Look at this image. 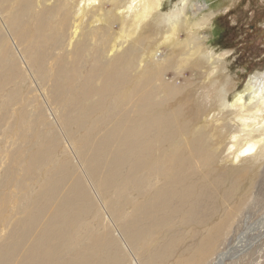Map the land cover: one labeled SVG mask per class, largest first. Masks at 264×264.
I'll use <instances>...</instances> for the list:
<instances>
[{"label": "bare ground", "instance_id": "bare-ground-1", "mask_svg": "<svg viewBox=\"0 0 264 264\" xmlns=\"http://www.w3.org/2000/svg\"><path fill=\"white\" fill-rule=\"evenodd\" d=\"M99 1L0 0V264H165L188 240L174 264L213 255L223 264L230 249L216 251L237 231L230 221L243 215L249 187L260 183L236 164L264 163V84L250 79L232 101L226 83L218 85L220 114L234 113L233 129L225 115L207 117L189 92L177 97L174 83L197 50L178 58L173 49L163 63L160 46L151 49L141 33L163 0L131 2L127 25L122 10L103 15ZM195 6L194 15L202 9ZM177 9L164 17L172 32L162 43L177 37ZM201 173L227 201L247 185L217 221L202 199ZM176 224L184 232L154 243Z\"/></svg>", "mask_w": 264, "mask_h": 264}, {"label": "rangeland", "instance_id": "rangeland-1", "mask_svg": "<svg viewBox=\"0 0 264 264\" xmlns=\"http://www.w3.org/2000/svg\"><path fill=\"white\" fill-rule=\"evenodd\" d=\"M85 1L88 4L89 0ZM99 2L100 8L102 3L100 11L103 15L105 12L106 15L111 12L115 16L120 9L124 12L126 25L133 18L132 14L125 11L132 7L131 2H136V0H100ZM195 5L202 7L196 15H194ZM134 6H136V3ZM176 7H178L177 12H179L174 13V15H180L181 21V24L177 27L179 28L177 37L168 43H162L165 40V35L172 32L165 25L164 17L170 15ZM95 8L98 7L90 8L91 13ZM155 12L142 24L141 28L144 30L141 33L148 32L147 36L151 40L147 44L151 42V45H149L151 49H155V45L160 46L158 47L159 51H163L164 55L163 61L160 60L161 62H167L173 56L179 58L180 55H184L186 57L190 51L197 50L195 58H190L188 65L181 68V75L176 80L172 77H175L174 72L178 69L177 63H173L175 66L172 65L173 67L171 66L169 70H166L169 75L166 74L168 81L174 80L176 86H180L182 90L177 97H184V90L189 92L188 101L194 102L196 106L206 108L208 114L211 115L207 117L213 118L215 114H219V117L225 115L227 126V123H231L230 118H233L234 113L223 111V114H220L219 109L222 106H220L216 92L218 85L226 83L225 89L229 100L232 101L231 98L236 91L243 90L250 79L255 80L256 83L261 82L264 84V0H163L161 12H157L160 16ZM121 25L122 22L118 19L110 33L112 35L117 33ZM173 49L178 50V52L172 56ZM205 54L211 55L212 60L210 63L206 62ZM216 71H218L217 74ZM187 79V84L186 82L183 84ZM217 81L219 82L217 83ZM163 94V92L159 93L161 96ZM224 103L229 105V101L224 100ZM232 124H230L231 129H233L232 126H236L234 123ZM230 133L233 135L234 130ZM0 139H2V136H0ZM6 145L8 146L9 143H6ZM240 145L242 146V144ZM228 163L227 165H231L230 162ZM236 165H246L247 171L254 182L260 183H253L252 187H249V195L243 206V215L234 217L230 221L231 224H234V228L238 227V229L223 238L216 254L230 249V253L226 256L223 264H264V224L260 222L264 214V183L260 185L264 181V163L262 165L257 159H250L247 162L241 161ZM1 173L2 171L0 175ZM18 173L20 174V172ZM201 175L205 176L203 183L206 185L205 194L202 193V199L204 202H208L206 207L210 209V212L217 214L212 221H217L221 215L220 213L230 208L235 203L234 199L237 201L240 193L248 189L247 185L239 190L233 189L230 200L227 201L224 191L220 186H216L211 174L201 173ZM9 190L11 194L19 195L18 189L10 188ZM196 227L198 229L202 228V226ZM245 227L252 228V231L248 233L249 237L247 236V242H244L245 246L239 247L236 245L237 238L245 230ZM184 229L185 227L181 224L165 227L156 233L154 243L168 242L170 238L184 232ZM1 234L4 235V232L2 231ZM189 243H191L190 240L187 241L186 245L177 243L175 249L171 250L172 254L166 257L165 264H174L179 257L184 256L183 253L186 252L185 249L188 248ZM212 258L205 264H216V256L213 255Z\"/></svg>", "mask_w": 264, "mask_h": 264}]
</instances>
